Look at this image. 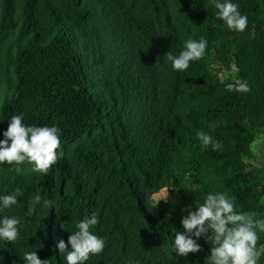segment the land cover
<instances>
[{"label":"trees","instance_id":"1","mask_svg":"<svg viewBox=\"0 0 264 264\" xmlns=\"http://www.w3.org/2000/svg\"><path fill=\"white\" fill-rule=\"evenodd\" d=\"M230 2L248 19L242 33L213 0H0V140L13 115L61 130L47 175L0 164V196L23 193L0 210L21 220L15 242L0 240V264L34 251L66 264L58 242L92 213L105 247L84 264H208L203 238L198 253L173 252L184 209L226 193L237 212L264 219L263 168L248 161L264 128V0ZM200 38L203 58L173 70L165 54ZM237 80L251 90L227 91ZM198 131L222 146L205 147Z\"/></svg>","mask_w":264,"mask_h":264},{"label":"clouds","instance_id":"2","mask_svg":"<svg viewBox=\"0 0 264 264\" xmlns=\"http://www.w3.org/2000/svg\"><path fill=\"white\" fill-rule=\"evenodd\" d=\"M218 10L216 16L222 20L229 30L244 32L248 26V19L239 11V5L225 0H213ZM207 41L189 39L184 43V50L178 56L166 53L167 60L171 61L173 70L185 71L190 62L198 61L205 55ZM227 91L247 93L251 89L247 82L237 80L226 85ZM22 115H13L8 128L3 132L0 140V164L20 165L27 161L33 164L32 171L47 175L58 159L57 150L60 148L61 130L57 126H26ZM198 139L212 150L219 149V141H213L209 134L198 131ZM19 172L20 168L17 167ZM23 193L19 188L9 195L0 196V210L10 209L18 204L17 197ZM39 194L33 196L29 202L28 215L36 211L41 204ZM159 202V201H158ZM45 207L54 206L51 200L43 201ZM181 224L183 231H177L174 237L173 252L187 257L189 253L201 251L198 243L200 238L210 243V255L206 258L208 264H258L264 245L257 248L258 231L264 233V219H257L253 211L237 212L235 202L226 193H209L205 202L196 207L195 211L189 208ZM98 224V216L92 213L76 224V231L71 232L68 243L60 240L57 244L60 253L65 254L66 264H84L90 255H99L103 252L105 241L95 235L90 229ZM21 220L18 217H5L0 220V240L15 242L19 238ZM68 244L71 245L69 250ZM25 264H48L47 260L38 258L36 251L24 253Z\"/></svg>","mask_w":264,"mask_h":264},{"label":"rangeland","instance_id":"3","mask_svg":"<svg viewBox=\"0 0 264 264\" xmlns=\"http://www.w3.org/2000/svg\"><path fill=\"white\" fill-rule=\"evenodd\" d=\"M250 149L252 151L253 158H255L257 163L260 166H262L263 168L262 175H264V128L263 131L261 130L256 133L255 139L250 144ZM253 158L252 160H248V161H253ZM262 202H264V196L262 198ZM261 264H264V262L262 261Z\"/></svg>","mask_w":264,"mask_h":264},{"label":"crops","instance_id":"4","mask_svg":"<svg viewBox=\"0 0 264 264\" xmlns=\"http://www.w3.org/2000/svg\"><path fill=\"white\" fill-rule=\"evenodd\" d=\"M251 163L253 164V165H255L256 167H262V166H260L258 163H257V161L255 160V158H253V161H251ZM257 163V164H256ZM259 165V166H258ZM264 262V254H262L261 255V257H260V259H259V261H258V264H261V262Z\"/></svg>","mask_w":264,"mask_h":264},{"label":"built area","instance_id":"5","mask_svg":"<svg viewBox=\"0 0 264 264\" xmlns=\"http://www.w3.org/2000/svg\"><path fill=\"white\" fill-rule=\"evenodd\" d=\"M231 68H232V69H234V70L236 69V67H235L234 65H232V67H231Z\"/></svg>","mask_w":264,"mask_h":264}]
</instances>
